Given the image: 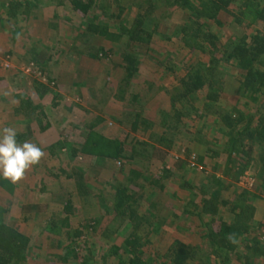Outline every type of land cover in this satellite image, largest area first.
Listing matches in <instances>:
<instances>
[{
	"label": "rangeland",
	"instance_id": "obj_1",
	"mask_svg": "<svg viewBox=\"0 0 264 264\" xmlns=\"http://www.w3.org/2000/svg\"><path fill=\"white\" fill-rule=\"evenodd\" d=\"M76 1L107 34L86 31ZM148 6L138 33L149 39L130 43L123 30ZM242 17L207 20L219 41L200 52L180 40L188 9L164 0H0V129L45 152L19 183L0 178V223L29 237L11 264H116L111 253L124 244L158 260L175 241L197 248L190 264H264V140L244 133L264 124V103L220 56L264 31V21ZM215 55L225 88L215 107L242 115L231 135L197 100L205 88L183 95L186 74ZM254 68L264 70V55ZM192 101L197 110L177 117ZM234 135L242 172L226 150Z\"/></svg>",
	"mask_w": 264,
	"mask_h": 264
},
{
	"label": "trees",
	"instance_id": "obj_2",
	"mask_svg": "<svg viewBox=\"0 0 264 264\" xmlns=\"http://www.w3.org/2000/svg\"><path fill=\"white\" fill-rule=\"evenodd\" d=\"M167 5H178L187 8L189 11V18L192 23L182 27L180 30V40L182 45L195 49L200 52H206L207 48L216 49L219 37L213 33L207 26V20H212L219 23L218 16L222 12L232 14L235 22L239 24L244 23L242 16H250L253 21H264V0H240L238 5V13L232 12L230 5L236 0H164ZM76 9L82 12V15L86 17V31L92 34L105 35L108 33V27L101 25L96 17H89L88 8L89 3L82 4L79 1L75 2ZM148 10L143 14H135L133 18L134 28L123 30L127 32L130 43L135 41H147L149 34L145 33L140 35L139 29L146 25L147 15L152 10L151 6L147 7ZM242 15V16H241ZM95 20V21H94ZM122 28L120 25L118 26ZM124 29V28H122ZM221 54V53H220ZM264 55V31L261 33L252 34L248 39L243 37L237 41V43L231 44L229 51H223L222 55L225 59L231 60L240 71L237 73L238 82L241 88L246 90L251 97L260 95L264 103V70L254 68V63L260 56ZM124 59L129 62L128 69L131 66L132 60L128 53L124 54ZM219 61L217 55L211 56L210 62L207 67L195 66L192 67V72H188L186 77L181 81L182 87L185 89L183 92L184 97H188L192 93L197 91H203L202 95L198 94L197 100H200L202 109L206 113H212L216 115L217 122L220 124V130L226 135H231L235 131L236 123L242 120L240 117H235L234 113L230 110H224L219 107H215L219 104V96L225 90L222 86V77L213 75V64ZM243 72H242V71ZM194 100V99H193ZM186 101L189 102L188 98ZM190 107H184L185 109L176 113L177 117L187 115L192 108V114L197 110L193 104ZM259 105V104H258ZM242 134L240 131L236 132ZM247 138H255L264 140V124L257 123L252 128L245 126L244 130ZM228 137V136H227ZM226 150L230 152H236V158L240 172L243 171L244 165L241 163L243 155L245 153L243 144L238 140L237 136L230 137ZM231 144V145H230ZM241 149V151H240ZM122 150V146L117 147L118 153ZM235 158V157H233ZM261 167L264 171V156L260 158ZM228 174V173H227ZM123 198L118 199L115 204V209L121 214H124L122 209ZM130 206V205H128ZM67 209V207H66ZM29 244V237L19 231L14 226L7 223H0V264H11L14 258L27 247ZM115 255L113 262L116 264H190V261L197 255V248L193 245L187 244L182 241H175L174 244L167 250V252L161 256L158 260L156 256H152L148 261L143 260L138 254L133 257V251L129 245L114 246V251L111 253Z\"/></svg>",
	"mask_w": 264,
	"mask_h": 264
},
{
	"label": "clouds",
	"instance_id": "obj_3",
	"mask_svg": "<svg viewBox=\"0 0 264 264\" xmlns=\"http://www.w3.org/2000/svg\"><path fill=\"white\" fill-rule=\"evenodd\" d=\"M44 156V150L36 143H18L14 127L0 129V178L17 184L30 168L39 165ZM228 239L232 243L237 242L234 235H229Z\"/></svg>",
	"mask_w": 264,
	"mask_h": 264
}]
</instances>
